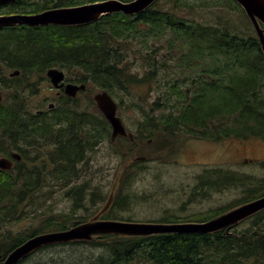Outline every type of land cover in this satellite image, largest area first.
<instances>
[{
    "label": "trees",
    "instance_id": "16d2710c",
    "mask_svg": "<svg viewBox=\"0 0 264 264\" xmlns=\"http://www.w3.org/2000/svg\"><path fill=\"white\" fill-rule=\"evenodd\" d=\"M53 1L16 0L0 7V15L42 12ZM97 1L102 0H68L61 6ZM226 1L245 17L236 3ZM222 4L221 0H157L140 14L116 12L87 25H15L0 30V89L4 94L0 102V156H9L11 150L22 156L12 170H0V262L30 236L52 231L54 224L57 230L53 231L65 230L89 218L62 214L60 220H49V225L25 238V234L1 230L7 220L22 217L21 204L43 187L45 181L41 179L68 181L76 173L74 166L78 158L82 160L84 150L97 144L83 129L89 119L79 117L72 104L74 99L62 95L58 106L49 109L54 120L46 121L45 113L30 109L27 91L22 98L17 85L10 81L19 80V88L23 84L35 90L46 70L56 67L65 72L68 82L84 84V92L95 88L114 96L117 87L145 86L150 98L138 104L146 119L141 115L142 124L133 142L119 139L130 148L145 140L155 145L157 152L176 151L175 146L181 144L185 134L214 141L229 136L264 139V54L257 37L243 36L226 21L207 15L212 7ZM214 8L210 13L218 17ZM1 68L19 73L8 79ZM181 69L193 75L183 74ZM165 72L169 74L167 79H163ZM32 76L39 81H29ZM86 114L94 115L89 111ZM98 114L110 141V126ZM73 129L79 130L73 134ZM50 145L54 146L50 151L42 149ZM137 162L125 169L121 184L131 181L135 171L129 170L136 168ZM217 172L222 170L212 171ZM223 178V183L229 184L240 180L232 175L233 182L228 175ZM83 186L69 190L76 206L84 196L75 197L73 190L83 193ZM261 195L264 178L237 203L222 207V212ZM117 204L116 197L114 206ZM214 215L185 220L205 221ZM247 221L248 226L240 231L233 228L229 233L97 236L89 242L63 244L100 246L103 253L91 260L93 264H264V210Z\"/></svg>",
    "mask_w": 264,
    "mask_h": 264
},
{
    "label": "rangeland",
    "instance_id": "374dc122",
    "mask_svg": "<svg viewBox=\"0 0 264 264\" xmlns=\"http://www.w3.org/2000/svg\"><path fill=\"white\" fill-rule=\"evenodd\" d=\"M221 1L223 2L221 6L212 7L218 17L211 15L212 8L207 11V15L222 22L226 21L227 25L243 32V36L251 34L256 37L251 24L243 14L227 4L226 0ZM1 69L3 76L10 79L8 74L12 70ZM181 72L189 76L193 75L192 71L185 72L181 69ZM42 77L40 81L36 76L29 78V81H39L35 85V90L23 84L19 88V80L10 82L17 85V93L22 98L27 91V99L32 111L43 110L46 111V116L51 117L48 107L50 104L57 107L62 93L51 85L45 73ZM168 77L169 74L165 72L163 79ZM185 83L186 80L182 84ZM0 91L4 97L3 90ZM95 92H97L95 88L79 92L73 98L75 101L72 104L77 107L76 112L79 117L83 120L89 119V124H84L83 129L91 134L97 144L92 145L89 151L84 153V161L78 158L79 161L74 166L76 173L68 181L56 180L54 177L51 182L48 179H41L45 181L43 187L27 198L23 205L21 204L22 217L19 220L4 222L1 226L2 231L22 233L25 234L22 238H25L49 225V220H60L62 214L81 219L93 216L104 203L111 184L127 159L138 160L136 168L129 170V172L135 171V174L130 182L120 183V189L116 194L118 204L112 207L108 215L103 216L104 219L168 223L188 222L186 218H200L206 214L218 215V212L222 213V207L237 203L246 191L259 179L264 178V166L259 163L264 161V140L259 138L244 142L227 140L213 143L205 139L188 137L185 134L181 144L175 146L176 151L163 149L158 152L155 151V145H150L145 140L137 142L136 147L133 148H130L124 140L110 142L108 131L103 130L102 122L99 120V110L93 100ZM114 93L115 95L112 96L119 104V115L125 127L137 135L142 124L141 115L146 119V113L138 103L142 104L149 99L150 91L145 86H133L117 87ZM152 94L154 96V91ZM87 111L94 115H87ZM143 122L145 123L146 120ZM78 130L73 129V134ZM50 148L54 146L42 147L46 151H50ZM142 157L144 159L141 160ZM246 157L260 159H255L259 161L254 164H251L252 159L242 163ZM215 169H221L222 172L212 173ZM224 175L230 178L231 175L239 177L240 180L235 181V184L223 183L226 179L223 178ZM231 181L233 182L232 178ZM83 184V193L78 194L75 193V189L73 190L75 197L84 196L83 201L76 206L69 190ZM248 224L249 221L241 222L236 227V231L242 230ZM52 228L57 230L56 224ZM102 253L100 246L58 244L38 250L28 260L23 261V264H93L91 260L99 258Z\"/></svg>",
    "mask_w": 264,
    "mask_h": 264
},
{
    "label": "water",
    "instance_id": "95a60500",
    "mask_svg": "<svg viewBox=\"0 0 264 264\" xmlns=\"http://www.w3.org/2000/svg\"><path fill=\"white\" fill-rule=\"evenodd\" d=\"M15 1L16 0H0V6L14 3ZM66 1L68 0H54L49 9L38 13L0 15V30L15 25H27L30 27L47 25H87L99 20L103 16H109L116 12H121L129 16L139 14L146 10L156 0H102L77 6H60ZM233 1L244 10L257 34L261 51L264 54V0ZM16 73L18 74L17 71H15V74ZM46 75L55 88L63 89L64 93L69 97H74L77 95V92L85 90L84 84L66 83L64 81V71L58 68H49L46 71ZM93 100L96 102L99 112L111 126V141H115L120 137H126L132 142L134 140V134L126 129L121 116L118 114L119 105L110 93L106 90L97 91L93 94ZM1 101L2 95L0 92V102ZM20 159L21 155L17 152H12L10 157L0 156V169L9 170L12 168L14 160ZM140 159L142 160L144 158L142 157ZM136 161L138 160L127 159L124 165L119 169L114 181L119 183L123 171ZM109 200H111V196ZM107 207L108 204L103 207V210H101L99 214L94 215L84 224L70 227L60 232L43 233L29 239L25 243L19 244L8 252L0 264H18L21 260L36 252L43 245L74 241H91L98 235L104 234L112 235V237L128 238L158 233H210L218 232L223 229L226 233H229L231 227L238 225L243 220L264 210V195L227 209L220 215L208 219L206 222L189 221L175 224H152L144 222L131 223L100 220V215L107 210Z\"/></svg>",
    "mask_w": 264,
    "mask_h": 264
},
{
    "label": "bare ground",
    "instance_id": "6f19581e",
    "mask_svg": "<svg viewBox=\"0 0 264 264\" xmlns=\"http://www.w3.org/2000/svg\"><path fill=\"white\" fill-rule=\"evenodd\" d=\"M75 97V96H74ZM96 103V102H95ZM97 105V104H96ZM124 123V122H123ZM125 125V124H124ZM14 168V166L12 167V169ZM11 169V170H12ZM119 187H120V182L119 183H116L115 181H113V183L111 184V188H110V191H109V193H108V195H107V197H106V199H105V201H104V203L102 204V206L94 213V215H96V214H99V212L101 211V210H103V207L106 205V204H108V207L106 208L107 210L105 211V212H103L101 215H100V217H99V219L100 220H108V221H117V222H144V223H152V224H175V223H183V222H168V223H165V222H151V221H123V220H113V219H104L103 218V216L105 215V214H107L111 209H112V207L114 206V203H115V200H116V194H117V191L119 190ZM110 196H111V200H109V198H110ZM257 198H259V197H257ZM256 199V198H255ZM254 200V199H253ZM251 201V200H250ZM247 202H249V201H247ZM263 210H261L260 212H258V213H256V214H254V215H252L250 218H252V217H254L255 215H257V214H259V213H261ZM223 213V212H222ZM221 213H219L218 215H220ZM93 215V216H94ZM218 215H216V216H218ZM93 216H90L89 218H88V220L87 221H85V222H83V223H80V224H77V225H74V226H69V227H67V228H70V227H75V226H78V225H81V224H84V223H86V222H88L89 221V219L91 218V217H93ZM216 216H214V217H216ZM207 220H205V221H201V222H206ZM189 222V221H188ZM66 228V229H67ZM60 231H63V230H58V231H50V232H44V233H54V232H60ZM191 233H201V232H189V233H181V234H191ZM216 232H210V233H201V234H215ZM41 234H43V233H40V234H36V235H33V236H30L29 238H27L25 241H23L22 243H25V242H27L29 239H31V238H33V237H36V236H38V235H41ZM167 234H171V233H158V234H151V235H145V236H132V237H128V238H143V237H150V236H156V235H167ZM172 234H177V233H172ZM104 235H109V234H104ZM98 236H103V235H98ZM109 236H112V235H109ZM79 242H87V241H79ZM69 243V242H68ZM51 245H56V244H51ZM51 245H43V246H41L38 250H40L42 247H45V246H51ZM19 264V263H18Z\"/></svg>",
    "mask_w": 264,
    "mask_h": 264
},
{
    "label": "flooded vegetation",
    "instance_id": "af4514ba",
    "mask_svg": "<svg viewBox=\"0 0 264 264\" xmlns=\"http://www.w3.org/2000/svg\"><path fill=\"white\" fill-rule=\"evenodd\" d=\"M7 5V4H6ZM3 6H5V5H2V6H0V7H3ZM10 14H19V13H10ZM48 70V69H47ZM46 70V71H47ZM18 73H19V71H17ZM45 74H46V72H45ZM18 74L16 73H10V76H17ZM1 92V91H0ZM61 93H63V92H61ZM76 97V96H75ZM72 99L74 98V97H71ZM49 109H50V107H48V111H49ZM39 112H41V113H45L46 114V111H43V110H39ZM45 120L46 121H52V120H54V119H52L51 117H48V116H46L45 115ZM252 138H257L258 139V137H254V136H247V137H241V136H229V137H226L225 139H223V140H217V141H214V140H208V141H210V142H213V143H219V142H222V141H227V140H233V141H240V142H244V141H247V140H249V139H252ZM259 139H261V140H264V139H262V138H259ZM220 144H223V143H220ZM216 145H219V144H216ZM75 146H77V147H79V148H81L80 147V145H78V144H76ZM88 149H90V148H86L85 150H84V152H88L89 150ZM84 158H85V154H83V158H82V160L81 161H84ZM252 159V157H246V158H244V160L242 161V163L244 162V161H247V160H251ZM255 159H260V158H258V157H254L253 159H252V163L251 164H254V163H256V162H258L259 160H255ZM261 162H263V161H261ZM261 162H259V163H261ZM81 163V162H80ZM235 228V230H236V227H234Z\"/></svg>",
    "mask_w": 264,
    "mask_h": 264
}]
</instances>
